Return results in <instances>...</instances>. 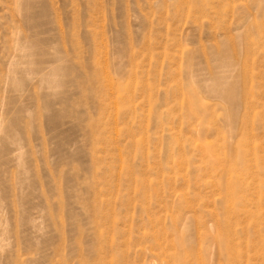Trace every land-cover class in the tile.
Segmentation results:
<instances>
[{"label":"rangeland","instance_id":"374dc122","mask_svg":"<svg viewBox=\"0 0 264 264\" xmlns=\"http://www.w3.org/2000/svg\"><path fill=\"white\" fill-rule=\"evenodd\" d=\"M0 264H264V0H0Z\"/></svg>","mask_w":264,"mask_h":264},{"label":"bare ground","instance_id":"6f19581e","mask_svg":"<svg viewBox=\"0 0 264 264\" xmlns=\"http://www.w3.org/2000/svg\"><path fill=\"white\" fill-rule=\"evenodd\" d=\"M232 192V191H231Z\"/></svg>","mask_w":264,"mask_h":264}]
</instances>
